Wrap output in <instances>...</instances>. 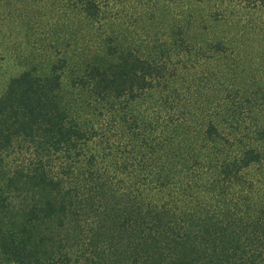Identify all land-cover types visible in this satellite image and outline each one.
<instances>
[{"label":"trees","instance_id":"trees-1","mask_svg":"<svg viewBox=\"0 0 264 264\" xmlns=\"http://www.w3.org/2000/svg\"><path fill=\"white\" fill-rule=\"evenodd\" d=\"M99 1L69 0V6L91 19L102 15ZM170 28L169 35L151 40V51L113 34L100 41L103 55L95 54L72 78L74 87L101 103L94 120L78 121L52 93L61 87L67 58L53 62L49 74L26 69L14 76L8 94L0 97V177L37 172L36 192L57 191L46 206L85 204L88 210L78 212L85 214L82 229L90 237L102 231L110 244L117 237L121 264H262L264 202L250 211L251 197L243 189L260 182L264 193V178L237 183L238 190L232 186L243 177L242 168L264 160V122L244 116L248 93L237 72L245 58L234 47L228 52L223 40L197 42ZM21 83L26 87L12 98ZM154 89L158 106L136 111L132 106L152 98ZM20 133L25 137L14 147L13 135ZM96 135L97 150L90 146ZM22 145L30 156L8 165L5 157ZM223 146L238 154L222 157ZM107 153L115 154L113 163L106 164ZM117 175L133 176L136 185L122 186ZM44 204H33V217L47 215ZM184 205L201 209L184 212ZM117 218L120 224L112 222ZM12 254L0 242V262Z\"/></svg>","mask_w":264,"mask_h":264},{"label":"rangeland","instance_id":"rangeland-1","mask_svg":"<svg viewBox=\"0 0 264 264\" xmlns=\"http://www.w3.org/2000/svg\"><path fill=\"white\" fill-rule=\"evenodd\" d=\"M99 2L102 15L88 19L79 14L77 8L71 9L69 0H0V97H6L10 81L14 76L20 75V72L30 69L36 74H49L53 62L59 58H67L68 66L61 72V87L55 88L52 93L59 100L60 107L64 106L68 112L74 113L78 121L84 118L94 120V114L100 111L101 103L99 105L95 102L81 87H74L72 78L76 73L83 72L86 62L92 60L95 54L97 57L103 55L100 41L113 34L121 42L140 44L143 50L151 51V40L161 34L169 35L172 31L170 27L174 26L182 29L186 38L197 42L200 40L209 44L223 40L228 52L235 49L245 58L244 68L237 72L238 79L246 82L241 85L248 93L243 97L246 108L244 116L245 119L250 116L256 117L258 122H264V104L260 106V102H264V0ZM240 75H244V78L239 77ZM174 83L175 86L181 84L179 80H174ZM21 84V87L16 86L13 90L12 98H17L21 89L26 87ZM154 93L141 106L137 103L132 107L136 111L144 108V112H149L150 107H146L149 103L154 106L159 104L156 90ZM124 101L126 96L121 97L120 104L123 105ZM107 117L108 115H103L101 118ZM9 121H13V118ZM108 133L115 132L109 130ZM24 137L23 133L14 134V147ZM98 137L96 135L93 137L94 141H90V146L95 149L100 148L95 143V140L100 139ZM19 147L9 156H4L8 165L15 162L12 161L13 158L19 160L30 156L26 145H22L20 149ZM108 151V148L104 150ZM183 152L187 154L188 147ZM220 154L231 159L238 153L233 148L223 146ZM114 155L107 153L106 164L113 163ZM54 161L52 159V163ZM1 170L0 168V173ZM36 173L28 171L30 176L27 178L10 177L9 174L0 177V232L5 234L0 242L5 243V249L9 253L13 252L11 260H3L0 264H121V244L115 245L117 237L110 244L102 231L90 237V231L82 229L80 219L85 214L78 212L88 210L85 204H69L64 210L58 202L46 206L43 202L53 198L51 196L57 191L55 189L52 194L36 192L37 186L41 184L35 178ZM240 173L243 177L237 179L236 183V179L232 181L236 190L240 189L237 183L248 185L249 178H264V160L242 168ZM116 179L122 186L128 185L129 189L136 185L133 176L129 178V175H117ZM252 188L250 190L245 187L243 191L251 197L250 211L253 212L255 207L264 202V193L260 182ZM37 202L38 205H45V217H40L37 213L33 217L29 212ZM219 203L222 207V201ZM82 207L83 210L80 209ZM190 208L198 211L201 209L191 205L183 206L184 212ZM214 214L218 219L221 211L216 210ZM110 221L106 220L107 223ZM112 222L120 224L118 218ZM78 223L81 229L77 226ZM102 229L103 227L98 230Z\"/></svg>","mask_w":264,"mask_h":264}]
</instances>
